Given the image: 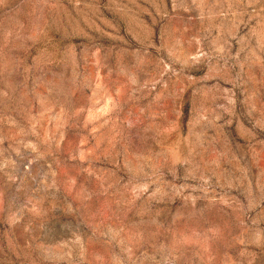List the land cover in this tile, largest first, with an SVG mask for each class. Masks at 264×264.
Instances as JSON below:
<instances>
[{"label": "rangeland", "instance_id": "1", "mask_svg": "<svg viewBox=\"0 0 264 264\" xmlns=\"http://www.w3.org/2000/svg\"><path fill=\"white\" fill-rule=\"evenodd\" d=\"M0 264H264V0H0Z\"/></svg>", "mask_w": 264, "mask_h": 264}]
</instances>
